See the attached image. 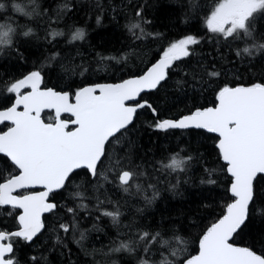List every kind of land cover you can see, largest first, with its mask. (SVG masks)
I'll use <instances>...</instances> for the list:
<instances>
[{"label":"trees","instance_id":"trees-1","mask_svg":"<svg viewBox=\"0 0 264 264\" xmlns=\"http://www.w3.org/2000/svg\"><path fill=\"white\" fill-rule=\"evenodd\" d=\"M0 3L5 4L0 10V24L15 29L11 46L0 45V110L14 102V95L7 93L5 86L34 70L42 74V89L73 93L84 85L118 83L139 76L171 43L189 35L198 38L199 43L190 45L192 54L175 62L162 87L144 94L159 116H153L148 109L140 110L119 144L109 149L112 161L106 160L101 171L112 182L101 177L94 180L80 170L81 174L74 176L66 189L50 197L58 207L44 217L43 231L31 243H15L19 264H137L145 257L142 244L133 243L136 251L132 254L113 249L121 242L138 241V234L144 231L159 232L169 244L161 247L159 240L153 243L150 257L146 258L156 264L165 258L183 264L187 256L198 252L199 237L232 202L231 178L219 158L216 136L202 130L160 131L151 125L157 119H178L214 106L216 94L224 85L264 83V49L254 47L264 44V13L256 14L251 37L225 39L209 32L205 24L217 0H36L38 8L30 0ZM13 3L29 11L34 9L33 14L21 16L13 10ZM137 11H141L140 17ZM134 21L141 22L144 32L150 35L136 39L140 30L135 29V34L128 30ZM29 29L32 34L24 36ZM76 29H82L84 37L69 43ZM53 31L63 35L53 38ZM245 47L251 55L242 51ZM237 51L241 53L239 57ZM57 53L56 59H51ZM208 71H216L219 76L210 78ZM177 153L178 159L185 161L183 171L162 167ZM116 159L122 167L144 173L134 177L128 192L117 186L114 173L108 171ZM4 174L0 164V175ZM136 184L141 185V191H137ZM76 192H81L82 198L76 197ZM254 192L251 218L233 243L264 254V219L255 212L264 210V177L257 178ZM154 193L155 199L148 203ZM98 200L104 203L98 205ZM70 207L75 209L74 214L68 213ZM117 208L121 213L119 224L102 215L103 211ZM10 211L12 215H8ZM18 213L0 207V230H16ZM73 221L76 229L65 234L60 223L71 225ZM172 251L178 256L172 257ZM33 256L37 257L35 262Z\"/></svg>","mask_w":264,"mask_h":264},{"label":"snow or ice","instance_id":"snow-or-ice-1","mask_svg":"<svg viewBox=\"0 0 264 264\" xmlns=\"http://www.w3.org/2000/svg\"><path fill=\"white\" fill-rule=\"evenodd\" d=\"M30 2L39 7L36 0ZM4 8L5 4L0 3V10ZM12 8L21 16H31L34 11L26 10L20 3H13ZM258 13H264V0H217L205 24L209 32L225 39L251 37ZM136 16L140 17L141 11H137ZM135 29L141 33L136 39L150 35L144 32L139 21L128 25L129 32L135 34ZM14 33L11 25L0 24V45L11 46ZM31 34V29L23 32L26 37ZM51 35L55 38L63 33L53 31ZM83 37V30L76 29L68 42ZM197 43L198 38L192 35L171 43L142 75L118 83H94L79 87L73 93L59 92L51 88L42 89V74L34 70L5 86L6 92L14 95V102L6 110H0V124L7 122L9 125L7 131L0 132V157L4 158L0 159V164L6 172L0 175V207L10 206L12 210L22 211L16 215V230H0V264H19L15 256L16 241L31 243L41 233L45 228L43 214L51 213L58 207L49 199L50 196L66 189L74 176L81 174L80 170L94 180L101 177L106 182H112L107 173L101 171L106 160L112 161L109 149L119 144L120 137L133 125L139 110L148 109L153 116H159L157 108L143 94L162 87L175 62L190 56V45ZM254 47L264 49V44ZM242 51L252 54L248 47ZM236 55L239 57L240 51ZM57 56L58 53L53 54L51 59ZM207 75L215 78L219 73L208 71ZM24 89L29 91H22ZM215 99V107L197 109L179 119H157L151 125L160 131L194 128L216 134L219 158L231 177L229 192L232 202L199 237L198 254L187 256L183 264H264V254L232 242L247 227L251 218L250 208L255 204L254 182L258 176L264 177V83L235 87L224 85L219 88ZM45 110H48L47 116L42 115ZM178 157L177 153L162 167L183 171L185 161ZM108 171L114 173L117 186L125 192L133 186L134 177L144 175L143 172L136 173L122 167L119 159L110 163ZM207 182L215 183L214 180ZM135 187L138 192L142 190L139 184ZM32 189L42 190L30 191ZM74 195L82 198L81 192ZM155 195L152 199L146 197L148 203L155 199ZM103 203L98 200V205ZM67 211L75 213L71 207ZM255 212L264 219V210L256 209ZM102 215L111 217L113 224H119L121 213L118 208L103 211ZM59 227L67 234L70 229L74 231L77 224L75 221L71 225L60 223ZM84 238L81 232L80 239ZM158 240L161 247L169 244L159 232L151 234L144 231L138 234V241L121 242L113 251L132 254L136 251L133 243H140L145 257L140 258L137 264H156L146 257H150L151 245ZM57 242H60L59 237ZM76 243L79 244V241ZM170 255L177 257L178 253L172 251ZM31 259L35 262L37 257ZM160 264L176 262L175 259L165 258Z\"/></svg>","mask_w":264,"mask_h":264},{"label":"water","instance_id":"water-1","mask_svg":"<svg viewBox=\"0 0 264 264\" xmlns=\"http://www.w3.org/2000/svg\"><path fill=\"white\" fill-rule=\"evenodd\" d=\"M150 67H151V66H150ZM146 70H147V69H146ZM146 70H145V71H146ZM141 75H142V74H141ZM150 93H151V92H150ZM146 94H148V93H146ZM143 95H144V94H143ZM215 106H216V104H215L214 106H211V107H215ZM204 109H205V108H204ZM4 110H6V109H4ZM20 110H22V109H20ZM139 111H140V110H139ZM195 111H196V110H195ZM45 112H48V110H45ZM193 112H194V111H193ZM42 115H43V114H42ZM187 115H188V114H187ZM65 117H66V114H65ZM180 118H181V117H180ZM178 119H179V118H178ZM3 125H7V126H9V125L7 124V122H5V124H0V127L3 126ZM130 126H131V125H130ZM130 126H129V127H130ZM170 130H202V131L207 132L206 130H203V129H194V128H189V129H170ZM6 131H7V130H6ZM207 133H208V132H207ZM209 134H212V135H214V136L217 137V135L214 134V133H209ZM217 139H218V137H217ZM229 177H230V176H229ZM258 177H259V176H258ZM258 177H257V178H258ZM230 178H231V177H230ZM256 180H257V179H256ZM254 184H255V182H254ZM40 190H42V189H32V190H30V191H40ZM59 192H60V191H59ZM57 193H58V192H57ZM50 197H51V196H50ZM49 199H50V198H49ZM3 207L10 208V206H3ZM16 210L19 211V212L22 211V210H19V209H16ZM49 214H50V213H44L43 216H42V220L44 221V217L47 216V215H49ZM42 231H43V230H42ZM42 231H41V232H42ZM39 234H40V233H39ZM39 234H38V235H39ZM38 235H37V236H38ZM35 238H36V237H35ZM35 238H34V239H35ZM232 242H233V241H232ZM236 246H238V245H236ZM241 247H243V246H241ZM198 251H199V248H198ZM196 254H198V252H197ZM196 254H195V255H196Z\"/></svg>","mask_w":264,"mask_h":264},{"label":"flooded vegetation","instance_id":"flooded-vegetation-1","mask_svg":"<svg viewBox=\"0 0 264 264\" xmlns=\"http://www.w3.org/2000/svg\"><path fill=\"white\" fill-rule=\"evenodd\" d=\"M22 91H29V90L28 89H24ZM7 127H8L7 125L1 126L0 127V132L6 131L7 130Z\"/></svg>","mask_w":264,"mask_h":264}]
</instances>
